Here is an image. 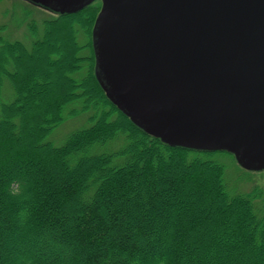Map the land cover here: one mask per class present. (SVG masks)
<instances>
[{
	"label": "trees",
	"instance_id": "16d2710c",
	"mask_svg": "<svg viewBox=\"0 0 264 264\" xmlns=\"http://www.w3.org/2000/svg\"><path fill=\"white\" fill-rule=\"evenodd\" d=\"M99 8L29 21V44L0 37V264H264V178L234 188L214 160L232 156L164 145L107 101ZM66 111L86 127L54 146Z\"/></svg>",
	"mask_w": 264,
	"mask_h": 264
},
{
	"label": "water",
	"instance_id": "95a60500",
	"mask_svg": "<svg viewBox=\"0 0 264 264\" xmlns=\"http://www.w3.org/2000/svg\"><path fill=\"white\" fill-rule=\"evenodd\" d=\"M58 16L95 2L93 74L162 144L264 172V0H26Z\"/></svg>",
	"mask_w": 264,
	"mask_h": 264
},
{
	"label": "rangeland",
	"instance_id": "374dc122",
	"mask_svg": "<svg viewBox=\"0 0 264 264\" xmlns=\"http://www.w3.org/2000/svg\"><path fill=\"white\" fill-rule=\"evenodd\" d=\"M24 10L30 13V15L24 14L22 12ZM55 17L56 15L51 11L42 8L40 6L34 5L32 3H29L26 0H1L0 1V37L9 38L11 40L18 39L25 44H29V42H31V39H29V35H28L29 33L28 30L26 29L27 23L31 20L38 23L43 18L50 19ZM61 62L62 60L54 63L51 62L50 67L57 68L61 65ZM3 85H4L3 86L4 94L6 96L10 95V90H9L10 87L8 85V82L4 81ZM48 85L49 83H47V86ZM29 93L33 94V89L29 88ZM9 100L10 99L5 101L8 102ZM85 119H86L85 116H80L78 118H69L67 116V111H66L65 122L61 126H59L56 130H54V132L48 138V141L51 142L54 146L61 145L70 134L77 131L78 129L86 127L87 122ZM214 160H217L219 163H222L224 166H226V170L228 171L229 174V176L227 175V178L233 181L232 185L234 186V188L240 187L244 189L243 191H250L254 187L253 183L256 184L262 182V180H257V179L264 178V172L250 173L241 170L236 164L235 160L227 155H223V154L216 155L214 157ZM250 180H252V183ZM30 182L32 186H36L37 183H39L37 182V180L33 178ZM15 187L16 184L11 185L12 189H14ZM45 193H47V190ZM6 201L9 203V200ZM241 231L243 232L244 230ZM232 242L233 241H231V243ZM221 243L229 247L231 244L225 238L221 239ZM23 247L25 248L26 245Z\"/></svg>",
	"mask_w": 264,
	"mask_h": 264
}]
</instances>
